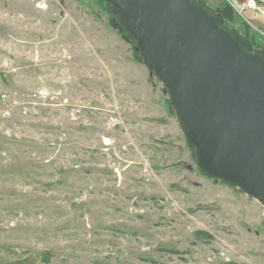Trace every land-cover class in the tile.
Wrapping results in <instances>:
<instances>
[{"label":"rangeland","instance_id":"obj_1","mask_svg":"<svg viewBox=\"0 0 264 264\" xmlns=\"http://www.w3.org/2000/svg\"><path fill=\"white\" fill-rule=\"evenodd\" d=\"M246 1L191 3L232 6L264 62ZM149 55L114 0H0V264H264V204L212 172Z\"/></svg>","mask_w":264,"mask_h":264},{"label":"water","instance_id":"obj_2","mask_svg":"<svg viewBox=\"0 0 264 264\" xmlns=\"http://www.w3.org/2000/svg\"><path fill=\"white\" fill-rule=\"evenodd\" d=\"M114 1L131 17L212 172L264 201V62L239 50L190 0Z\"/></svg>","mask_w":264,"mask_h":264},{"label":"trees","instance_id":"obj_3","mask_svg":"<svg viewBox=\"0 0 264 264\" xmlns=\"http://www.w3.org/2000/svg\"><path fill=\"white\" fill-rule=\"evenodd\" d=\"M191 1V0H190ZM208 9L212 12V16L214 17L218 26L225 27L229 30V36L231 37L234 45L241 51H254L252 46L254 45V36L249 34L248 31L241 32L238 28H230V26L226 23L227 20H231L235 18V12L232 6L229 4L224 5L223 7L213 9L208 6ZM259 50V49H256ZM261 50V49H260ZM262 56L264 57V50L262 51Z\"/></svg>","mask_w":264,"mask_h":264},{"label":"built area","instance_id":"obj_4","mask_svg":"<svg viewBox=\"0 0 264 264\" xmlns=\"http://www.w3.org/2000/svg\"><path fill=\"white\" fill-rule=\"evenodd\" d=\"M243 7L244 8H249V9H254V8H256V1L255 0H247L243 4ZM2 97L5 99L6 95L3 94ZM34 97H38V98H41V99H44V100H51L52 102H50V103H52V104H60V105L69 104V99L67 97L59 98L56 95H51L47 90H42V91H39L38 93H35ZM58 99L60 101L56 102ZM5 114L9 115L10 111L6 110ZM103 143L105 145L109 144L110 143V139L109 138H103Z\"/></svg>","mask_w":264,"mask_h":264},{"label":"bare ground","instance_id":"obj_5","mask_svg":"<svg viewBox=\"0 0 264 264\" xmlns=\"http://www.w3.org/2000/svg\"><path fill=\"white\" fill-rule=\"evenodd\" d=\"M233 182H234L238 187H240V185H239V183H238L237 181L233 180ZM245 192L248 193L249 195L255 197L259 202H261L262 204H264V201H262V200H261L260 198H258L257 196L251 194V193L248 192L247 190H246Z\"/></svg>","mask_w":264,"mask_h":264}]
</instances>
